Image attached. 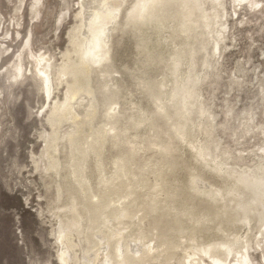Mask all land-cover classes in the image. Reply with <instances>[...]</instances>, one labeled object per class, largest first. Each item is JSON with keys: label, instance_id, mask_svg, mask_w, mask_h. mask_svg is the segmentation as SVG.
Instances as JSON below:
<instances>
[{"label": "rangeland", "instance_id": "obj_1", "mask_svg": "<svg viewBox=\"0 0 264 264\" xmlns=\"http://www.w3.org/2000/svg\"><path fill=\"white\" fill-rule=\"evenodd\" d=\"M110 1L0 0V264H264V0Z\"/></svg>", "mask_w": 264, "mask_h": 264}, {"label": "bare ground", "instance_id": "obj_2", "mask_svg": "<svg viewBox=\"0 0 264 264\" xmlns=\"http://www.w3.org/2000/svg\"><path fill=\"white\" fill-rule=\"evenodd\" d=\"M86 0H83L82 2V7L84 5V2ZM151 2H156V0H150ZM103 4L96 7L95 9H93V12L91 14V18H89L88 20L86 19V16H85V12L84 10L82 12H80L78 14V18L81 19V25L79 26V33L81 34L82 33V30H85V33H82L84 35L85 40L88 42L90 40V38L88 37V33L87 31L89 30L91 32V39L94 41V39H98L99 38V35H102L103 32H104V29L106 28L105 26L107 25V23H109V20H111L112 18V13L114 11H117L118 9L116 8V2L115 1H110V0H103ZM147 4H148V0H141V4H140V9L139 11L140 12H143V10L147 7ZM116 6V7H115ZM142 6V8H141ZM115 17V16H114ZM89 28V29H88ZM87 29V30H86ZM76 39L72 38V43H75ZM82 42V41H81ZM103 44V43H102ZM80 49H79V52H80V56L82 58V60L84 61L85 59H89V60H93V59H96L98 56H100V53L102 51V45L101 43L99 42H96L93 44L92 47H88L87 45H82L80 44ZM105 55V54H104ZM109 56V55H108ZM107 60V59H106ZM102 62V61H101ZM41 62H39L40 64ZM75 64V62H73ZM79 64V63H78ZM77 64V65H78ZM82 64H80L81 66ZM83 66V65H82ZM86 67V66H85ZM41 71V70H40ZM42 73L45 75L47 74V71H46V68L44 67L42 69ZM41 77V76H40ZM43 77V76H42ZM44 80V79H43ZM46 83L44 82V84H47L48 83V80L47 78L45 79ZM247 187L251 186L250 184L242 181ZM258 186H260L258 189L261 188V186H264V184H258ZM264 199V193L262 194L261 197L259 198H256L255 201L252 202V205H249V206H254L257 207L261 201ZM240 205H242L241 202H239ZM247 206V207H249ZM247 207H245L246 210H249L251 207H249L247 209ZM61 236V235H60ZM62 237H60V240H61ZM64 250V249H63ZM65 251V250H64ZM67 253V252H66ZM62 264H68V259L67 257L65 256L64 253H61L60 255V259ZM70 264V263H69Z\"/></svg>", "mask_w": 264, "mask_h": 264}]
</instances>
